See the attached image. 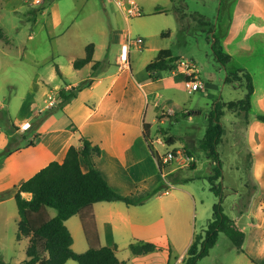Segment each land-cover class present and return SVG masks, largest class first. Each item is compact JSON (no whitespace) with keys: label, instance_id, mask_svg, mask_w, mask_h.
I'll list each match as a JSON object with an SVG mask.
<instances>
[{"label":"rangeland","instance_id":"1","mask_svg":"<svg viewBox=\"0 0 264 264\" xmlns=\"http://www.w3.org/2000/svg\"><path fill=\"white\" fill-rule=\"evenodd\" d=\"M36 1L0 0V106H4L0 108V127L4 132L13 131L12 124L17 114L30 107L46 108L45 100L49 95L57 98L66 83L79 84L92 75L87 76L91 69L92 73L95 72L92 66L82 69L73 66V60L85 56L89 43L112 42L109 59L115 61L116 56L123 52L126 43L123 39L129 31L132 37L144 40L146 34L170 31L171 37L165 39L167 48L181 57V61L196 62L204 88L189 92L180 64L172 71L160 72V81L152 85V99L158 107H153L151 102L146 115L152 126V151L143 169L147 173L153 170L155 189L165 193L168 188L173 192L170 197L174 195L175 204L185 211L177 217L190 221L196 229L194 237L196 234L204 235L213 215V205L219 198L211 190L209 182L214 165L199 145L205 136L215 100L219 99L226 105L222 118L226 132L219 145L223 178L218 181L223 184L225 213L238 218L240 209L237 204L241 203V208L246 207L252 193L259 188L264 191V178L260 181L252 178L248 156L242 154L243 158L238 159L242 149L231 140L233 132L239 125L243 126L244 118L238 123L236 111L229 109L227 103L245 96V81L226 82V77L238 70L250 72L256 93L249 117L256 118L257 114L264 113V0L262 5L257 0H138L140 5H144L143 16L129 19L110 0ZM156 6L163 8L165 13L150 17L147 12ZM216 41L217 49L231 56L225 65L212 47ZM130 52L136 69L144 73L142 64L151 53L146 55L144 50L140 52L134 47ZM56 65L63 72V78L58 75ZM209 83L214 87L207 89ZM156 93L160 96L156 97ZM26 99L27 107L23 104ZM167 137H174V143H168ZM24 145L22 142L21 146ZM174 148L194 155L195 167L192 168L191 164L177 168L173 163L161 170L155 160L156 150L164 154ZM13 204L17 206L15 201ZM47 211L50 215L56 213L52 208H47ZM175 214L170 212L166 220L171 221ZM246 232L251 234V228ZM158 246L163 248L159 251L165 249ZM16 249L4 247L2 251L0 246V252H3L0 260L16 264L18 259L14 257L19 247ZM235 249L231 239L220 233L216 247L199 264H219L218 260L224 254H236ZM172 250L174 257L180 249ZM256 259L254 264H264L262 257ZM71 263L78 264L75 260Z\"/></svg>","mask_w":264,"mask_h":264},{"label":"crops","instance_id":"2","mask_svg":"<svg viewBox=\"0 0 264 264\" xmlns=\"http://www.w3.org/2000/svg\"><path fill=\"white\" fill-rule=\"evenodd\" d=\"M257 1L262 5V0ZM141 5L144 9V5ZM162 12L165 13V10L156 6L147 13L151 15L150 17H156ZM161 31L146 34L143 48H135L140 52L144 50L146 55L151 53L142 64L144 73L136 69L131 60V52L126 62L120 60L121 54L112 61L109 59L112 42H93L95 44L94 60L102 62L98 70L94 72L93 84L80 91L63 111L54 113L41 124L38 130L41 137L35 145H24L21 149L0 157V246L2 251L4 247L14 249L19 247V252L14 257L18 259L16 264L26 259L29 245V238L24 237L18 240L20 216L18 207L13 204V201L16 202L18 186L51 162L62 163L72 145L81 146L77 135L69 127L70 123L77 125L93 145L100 147L101 154L94 158L95 165L118 193L129 195L138 190L155 189L156 176L153 170L152 173H147L143 169L152 151L144 137V123L150 124L146 115L151 102L153 107H158L157 102L152 99V85L159 82L161 78L158 72V79L151 80L146 66L160 50L168 47L165 39H169L172 33L164 38ZM125 38L126 36H124V42ZM86 66L90 67L92 64ZM92 72L91 69L87 76ZM184 78L186 80L185 74ZM77 84V82L66 83L64 87L71 88ZM212 86L213 84L209 83L206 88L210 89ZM255 93L256 89L252 96V103ZM159 96L156 93V97ZM214 98L216 99V96ZM26 102L27 99L23 102L24 106ZM0 108H4L3 104ZM45 109V106L30 107L25 112L17 114L14 124L19 127L18 132L27 129L33 118ZM236 114L238 123L241 118H244V124L239 125L233 132L231 140L237 148L242 149L238 159L243 158L242 154L245 157L248 156L247 163L252 165V178L260 181L264 178V122L259 121L257 117H249V114L248 116L244 113L236 112ZM161 122H164V119H161ZM151 128L152 126L150 132ZM10 133L4 132L0 127V153L6 149L12 136ZM155 160L159 166L157 156ZM83 170L87 171L88 167L83 165ZM172 194L173 192L170 191L168 194L158 191L142 205H127L123 201L94 203L92 210L100 244L108 247L116 246L118 258L125 261V264H168L170 257L171 264H181L194 240L196 229L190 221L177 217L185 211L183 207L175 204L177 200L174 195L170 197ZM22 196L27 200L33 198L31 192H23ZM237 205L240 213L238 218L233 219L245 232L250 227L251 234L246 232L245 253L238 252L233 244L236 254H224L222 259L218 260L219 264H254L257 262V257L264 259V191L259 188L252 193L246 207L244 205L241 208V203ZM172 211L177 214L171 221H167L165 217ZM56 214L57 212L49 216L52 218ZM65 223L73 237L72 249L77 253L87 251L89 244L81 215L76 214ZM10 229L12 234L9 232ZM140 241L155 243L165 249L143 255H134L128 251L131 243ZM173 248L180 249L174 257ZM2 251L0 253H3ZM71 261L68 260L65 264H74Z\"/></svg>","mask_w":264,"mask_h":264},{"label":"trees","instance_id":"3","mask_svg":"<svg viewBox=\"0 0 264 264\" xmlns=\"http://www.w3.org/2000/svg\"><path fill=\"white\" fill-rule=\"evenodd\" d=\"M169 33L170 31H164L162 36L168 37ZM217 42L213 43L212 47L218 59L225 65L231 56L218 50ZM85 50L84 57L74 60V68L82 69L93 63L92 68L96 71L102 62L94 60L95 44L89 43ZM181 60V57L175 56L170 48L162 49L147 64L146 70L150 74L151 80L156 81L158 72L172 71ZM56 71L61 78L64 77L59 65H56ZM238 81L241 83L245 81V96L237 101L228 102L227 106L232 111L248 116L255 91L253 77L250 72L245 70H238L226 77V82ZM93 82L94 73L76 86L62 88L58 92L56 104L35 116L30 126L23 132L18 133L19 127L12 124L13 131L10 133L12 136L6 149L0 153V157L21 149L22 142L26 146L35 145L41 137V133L38 132L41 124L54 113L63 111L64 107L75 99L80 91L90 87ZM225 108L226 105L223 103L215 102L205 136L199 145V149L206 153L214 165V173L209 177V182L211 190L218 196L219 201L213 205V215L208 221L205 234L195 235L181 264H199L200 260L207 257L216 246L220 233L226 234L231 239L238 252L245 253L246 232L240 229L235 220L225 213L223 184L222 182L218 183L220 178H223L219 145L225 134V126L222 122ZM257 119L264 122V113L258 114ZM69 127L77 135L81 146L72 145L62 163L51 162L18 186L15 195L20 216L18 240L24 237L29 238L27 259L19 264H65L68 260H75L78 264H125V261L118 258L116 246L108 247L100 244L92 206L100 201H123L127 205H142L156 194L158 189L152 191L138 190L129 195L118 193L95 165L94 158L101 154L100 147L93 145L74 123H70ZM150 127L149 123H144V137L152 150ZM15 132L17 133L15 134ZM167 139L168 143L175 141L174 137H167ZM83 165L88 167L87 171L83 170ZM159 167L161 170L163 169L160 161ZM194 167L195 163L192 164V168ZM174 174L171 173L175 177ZM23 192H31L33 198L31 200L25 199L22 196ZM47 208L55 209L57 214L51 218ZM76 214L81 215L89 243V249L83 253H77L72 249L73 237L65 223ZM162 249V247L151 242L130 244V250L134 255H143ZM171 262L170 257L168 264ZM0 264L6 263L0 260Z\"/></svg>","mask_w":264,"mask_h":264},{"label":"built area","instance_id":"4","mask_svg":"<svg viewBox=\"0 0 264 264\" xmlns=\"http://www.w3.org/2000/svg\"><path fill=\"white\" fill-rule=\"evenodd\" d=\"M118 9L125 15L127 19L132 17H141L143 16V9L137 0H110ZM40 0H37L36 3H39ZM125 46L122 54L120 55V60L126 62L129 57L131 48L142 49L144 46V39L142 37H132L130 33L126 35ZM180 69L183 74L186 76L185 83L188 87L189 92L194 93L202 88L204 85L199 77V70L195 61H181ZM46 108H51L55 105L56 98L53 95H49L48 99L45 100ZM165 144V142H160ZM157 153L158 161H160L162 168L166 165L176 163L178 167H184L196 163V157L194 155H189L181 149H171L164 154ZM163 170V169H162ZM171 187V184L168 183ZM169 189L165 190V193H169Z\"/></svg>","mask_w":264,"mask_h":264}]
</instances>
